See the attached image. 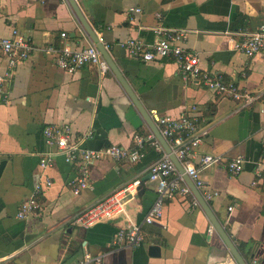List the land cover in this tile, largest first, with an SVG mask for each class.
Returning <instances> with one entry per match:
<instances>
[{
  "label": "crops",
  "instance_id": "1",
  "mask_svg": "<svg viewBox=\"0 0 264 264\" xmlns=\"http://www.w3.org/2000/svg\"><path fill=\"white\" fill-rule=\"evenodd\" d=\"M76 1L97 36L111 45L107 50L149 114L194 115L204 132L198 155L245 157L238 175L214 164L201 176L208 190L219 192L208 204L242 258L264 264V50L248 56L231 45L237 33L264 23V0ZM157 27L185 30L182 44L199 56L204 70L258 99L245 105L184 78L170 58L143 62L119 45L130 38L151 44ZM13 28L34 49L0 92V264H76L85 251L102 256L101 264H240L215 226L210 232L211 218L190 196L167 198L162 218L144 223L156 198L148 184L150 166L162 156L149 146L139 162L100 158L91 165L92 187L74 192L78 166L46 144V125H69L73 138L92 150L130 148L149 125L112 69L103 73L86 65L70 73L55 64L49 46L92 42L68 0H0V39ZM8 70L0 45V74ZM50 154L53 164L43 168L41 159ZM46 177L52 184L39 195L42 210L18 218L20 203ZM137 178L142 184L129 196L125 214L90 228L75 223L80 210ZM131 223L143 225V241L114 245L115 233ZM152 245L160 246V255L150 254Z\"/></svg>",
  "mask_w": 264,
  "mask_h": 264
},
{
  "label": "built area",
  "instance_id": "2",
  "mask_svg": "<svg viewBox=\"0 0 264 264\" xmlns=\"http://www.w3.org/2000/svg\"><path fill=\"white\" fill-rule=\"evenodd\" d=\"M141 11L140 8H135ZM158 38L153 43H147L139 38H130L119 42L130 55L139 58L143 62L155 61L159 58H170L178 66L184 78H194L204 86L220 95L230 96L245 105L251 104L257 95L243 90L235 81L226 80L221 75H216L211 71L204 70L200 65L199 56L188 50L182 44L187 36L185 30L167 29L157 27ZM11 36H4L0 39V45L9 58L10 70L5 74H0V92L6 81L13 78L15 67L25 61L34 45L31 40L18 29L13 28ZM231 38V45L234 50L240 51L248 56H255L264 50V23L260 24L252 31H244ZM63 38L67 33H61ZM102 42V40L100 39ZM109 50L111 45L105 44ZM53 53L55 64L67 72H75L86 65H96L105 73L111 71V67L101 52L98 43L93 41L87 46H73L70 43L57 47L51 45L47 48ZM195 110L196 107L193 106ZM151 117L157 124L161 134L165 137L172 151L185 169V173L193 181L206 202L211 201L219 192L207 189L206 181L201 176V169L214 164L224 166L231 174H240L245 167V157L238 155L229 160H224L215 154L198 155L196 148L202 139L199 120L189 113H183L175 118L168 115H161L157 110L151 112ZM46 144L53 147L57 152L64 155L67 162L78 166L79 176L73 182V190L78 194L82 189L91 188L90 170L92 163L102 157H111L117 160L128 159L132 162H139L145 155L149 146L162 153L161 158L150 166V184L155 193L154 203L148 209L144 223L151 224L155 220L162 218L167 198L175 195L190 196L191 204L201 207V203L190 185L187 183L184 174L179 170L176 163L171 159L170 154L165 150L155 133L149 127L146 133H136L133 146L126 148L117 144H110L99 150L87 149L81 146L80 141L74 139L69 125L48 124L43 128ZM53 164L51 154L41 159L43 168ZM52 180L46 177L43 183H37L33 193L25 198L19 206L18 218H28L37 215L42 210V203L39 195L44 186H50ZM142 184L141 179H134L127 184L117 188L104 198L95 202L87 208L80 210L74 218L76 224L83 228H90L94 225L117 218L126 212V202L129 196L138 191ZM233 207H230L232 209ZM210 232L214 230L211 225ZM144 239L143 225L131 223L128 227L120 228L113 237V244L118 246L137 245ZM102 256L94 255L85 251L77 260L76 264H101ZM66 264V263H61ZM250 264H261L254 259Z\"/></svg>",
  "mask_w": 264,
  "mask_h": 264
},
{
  "label": "water",
  "instance_id": "3",
  "mask_svg": "<svg viewBox=\"0 0 264 264\" xmlns=\"http://www.w3.org/2000/svg\"><path fill=\"white\" fill-rule=\"evenodd\" d=\"M68 1L71 4V6H72L73 10L75 11L76 15L78 16L80 22L82 23V25L87 30V32L90 35V37L92 38V40L98 43V46H99L101 52L103 53L104 57L107 59L109 65L111 67V69L114 71V73L116 74V76L118 77V79L120 80V82L122 83V85L125 88L126 92L130 96V98L132 99V101L134 102V104L137 106L138 110L141 112L143 118L146 120V122L149 125V127L152 129V131L155 133V135L157 136V138L159 139V141L162 143V145L164 146L165 150L170 154L171 159L176 163V165L179 168V170L184 174V177H185L186 181L188 182V184L192 188L193 192L195 193V195L199 199V201L201 203V206L205 209V211L207 212V214L211 218L214 226L220 232V234L223 236L224 240L226 241V243L228 244V246L231 248L232 252L236 256V258L239 261V263L240 264H248L242 258V256L240 255V253L237 250V248H236L235 244L233 243L232 239L230 238V236L228 235V233L224 229L222 223L218 220V218L215 216V214L211 210L208 202H206L203 199L200 191L196 188V186L194 185L193 181L188 176V174L185 173V169H184L183 165L178 160V158L176 157L175 153L172 151L170 145L168 144L167 140L161 134V132H160L157 124L152 119V117L149 114V112L142 105L140 99L137 97L136 93L134 92V90L132 89V87L130 86V84L128 83L127 79L125 78V76L123 75V73L121 72V70L118 68V66L116 65V63L114 62V60L111 57L109 51L107 50L105 44L100 41V38L97 36V34H96L94 28L92 27V25L86 19V17L84 15V13L82 12V10H81L78 2L76 0H68ZM150 175L151 174L149 173V177H150ZM150 254L153 255V256L160 255V246H158V245H152V246H150Z\"/></svg>",
  "mask_w": 264,
  "mask_h": 264
}]
</instances>
